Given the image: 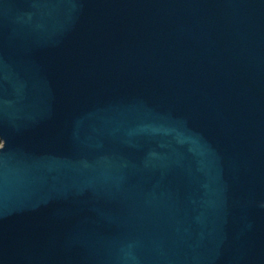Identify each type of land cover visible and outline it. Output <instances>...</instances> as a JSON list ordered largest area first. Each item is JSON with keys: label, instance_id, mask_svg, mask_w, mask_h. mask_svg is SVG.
I'll use <instances>...</instances> for the list:
<instances>
[{"label": "water", "instance_id": "1", "mask_svg": "<svg viewBox=\"0 0 264 264\" xmlns=\"http://www.w3.org/2000/svg\"><path fill=\"white\" fill-rule=\"evenodd\" d=\"M0 264H264V0H0Z\"/></svg>", "mask_w": 264, "mask_h": 264}]
</instances>
